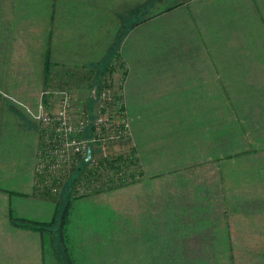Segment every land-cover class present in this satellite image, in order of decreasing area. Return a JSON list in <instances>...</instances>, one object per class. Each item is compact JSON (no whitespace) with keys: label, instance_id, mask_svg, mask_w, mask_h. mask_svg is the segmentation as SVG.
Listing matches in <instances>:
<instances>
[{"label":"crops","instance_id":"crops-1","mask_svg":"<svg viewBox=\"0 0 264 264\" xmlns=\"http://www.w3.org/2000/svg\"><path fill=\"white\" fill-rule=\"evenodd\" d=\"M143 1L142 14V0H0V50L21 34L57 52L67 34L76 53L62 63L93 67L115 48L121 153L140 170L69 200L61 257V203L35 184L36 127L0 107V264H124L126 250L132 264H264V0Z\"/></svg>","mask_w":264,"mask_h":264},{"label":"rangeland","instance_id":"rangeland-1","mask_svg":"<svg viewBox=\"0 0 264 264\" xmlns=\"http://www.w3.org/2000/svg\"><path fill=\"white\" fill-rule=\"evenodd\" d=\"M142 2L137 5H140V11L143 14L150 11L151 4L149 2L144 3L143 0ZM130 5H133V2H126L125 8ZM158 5L162 6L161 3L155 4V6L153 4L151 11ZM138 6L135 4V11H137ZM127 10L124 16H128ZM109 21L111 22L112 20L110 19ZM114 24L116 23L112 25ZM100 32L101 29L98 28L91 35L78 34L80 36L72 35L71 37H77L83 43L85 39L88 41L91 40L90 38L99 40L101 38ZM140 35H136V38L132 41L141 45L138 40ZM49 39L51 42V36ZM60 39L61 43L59 44H55L54 40V44L58 46L57 52H52L51 50L50 52L46 51L50 53L51 61L49 67L46 68V52L44 53L45 50L41 49L40 39L32 35L14 34L12 36L10 47L7 50H0V107L9 105L11 108H14V111L18 110L25 114L24 117L36 127L38 145L41 144V132L43 131L40 127L41 121L39 117L42 116L40 114H43L47 118H53V125H49V129L51 130V128L55 129L59 122L62 121L58 119V112L64 111L65 118L63 120L65 123H63L59 131L52 133L54 135L53 141L60 143V147L58 148L59 152L43 154L46 159L47 155L53 156V159L49 160L50 164L54 165V168H49L50 164H48L45 167V173H40V171L38 173L36 172L37 176L35 178L38 192L50 195L61 203L60 210H56V212L60 213L58 216L59 220H56H58L59 235L62 230L60 251L61 257H63V246L66 245L69 250H72L71 245L68 244L69 233L67 228L69 223V200L78 196H87L102 192L104 191L103 189L107 190L105 187H107L108 182L111 180H114L113 183L116 184L115 188L131 183L135 180V175L140 170L135 156L134 158L132 157L133 155L129 159L117 161V166L114 167L115 170L109 168V165H102L101 169L93 166L94 163L99 162L100 158L114 157L122 154L121 142L124 139H110L108 136L112 126H122L126 122L128 124V132L125 138L130 134V124L127 116L118 112V110L111 111L108 104L105 105V108H102L103 106L100 104L95 92L96 88H98L97 92L99 93L109 85L113 91V95L121 98L123 104V98L116 90L118 83L116 80L118 77L116 76L117 74L114 75L112 72L114 64L110 65L111 61L115 59L113 57L115 55V48L111 53V60L102 61L103 65L97 64V66L90 67L84 64L80 65L83 62L80 61L77 62V65L69 66L67 64L68 60H64L66 65L62 63L61 60L63 59H61V56L72 57L76 53L74 52L75 44L73 45L70 41V36L67 34L61 35ZM69 42L74 47L72 50L68 49ZM80 45L83 44L77 43L78 47ZM76 50L77 54L81 51L79 49ZM100 53L99 51L95 56L100 57L102 55ZM118 67H115L114 71L117 69L121 72V69ZM99 117H102L107 124H112L111 126H105L106 134L103 137L96 134L94 125L92 127L91 125L89 126L91 122H94L93 124H99L95 123ZM65 124L71 127V131L67 134V138L64 139L63 128L66 127ZM97 137L100 138L97 139ZM92 138L96 140L91 141ZM67 139H69L68 142L72 140L81 142L83 144L84 154H74L71 147H65L66 150L62 152V145ZM38 145L36 148V156L39 154ZM88 150L90 151L89 157H87ZM93 169H99L98 182L92 180L97 171L91 175L88 172ZM50 188H55V190ZM129 229L131 230V227H126V230ZM131 251L126 250L125 255L127 254L128 257L124 258V264L133 263ZM65 256H67L66 251ZM111 259L113 260L114 257H111ZM112 260H108L109 264L117 263ZM157 264H162L160 259ZM167 264H170L169 259H167ZM172 264H180V259L173 258Z\"/></svg>","mask_w":264,"mask_h":264},{"label":"built area","instance_id":"built-area-1","mask_svg":"<svg viewBox=\"0 0 264 264\" xmlns=\"http://www.w3.org/2000/svg\"><path fill=\"white\" fill-rule=\"evenodd\" d=\"M97 98L100 101V104H102V108H105V105H109L111 108V111H117L120 113H123L124 115V111L122 110V102L120 99H117L116 96L113 95V91L111 90V88L109 87H105L103 90H101L99 93L96 94ZM120 109V110H119ZM42 116L39 117L40 119V127L41 130L43 129L42 133V138L40 139V143L38 145V150H39V154L38 156H36V172L38 173L40 171V173H45V170L48 164H50V160L49 159H53V156H48L47 155V159L43 156V154H54V153H58L59 152V147H60V143H55L53 141V137L54 135L52 134L54 131H59L61 129V126L63 125L64 122V111H60L58 112V119H61L62 121L59 122V124L55 127V129L51 128V130L49 129L50 126L49 125H53V118H47L44 117L43 114H40ZM94 122H91L89 124V126L91 125V127L94 125V129L96 131L97 135H100V137H103L106 134V125H112V124H107V122H105V120L102 117H99L97 119V122L95 123H99V124H93ZM43 125V126H42ZM66 125V124H65ZM127 127L128 124L126 122H124V124L121 126H112L110 132H109V138L110 139H125L126 135H127ZM47 128V129H46ZM71 131V127L66 125V127L63 128V138H67V134H69V132ZM100 137H97L100 138ZM96 140L95 138H92L91 141ZM69 139L65 140L63 145H62V152H64L66 150L65 147H71L74 154L78 153V154H84L83 151V144L81 142H76L75 140H72L71 142H68ZM42 149V150H41ZM44 154V155H45ZM49 168H54L53 164H50ZM108 183H111L110 181ZM53 187V186H52ZM55 190V188H50Z\"/></svg>","mask_w":264,"mask_h":264},{"label":"trees","instance_id":"trees-1","mask_svg":"<svg viewBox=\"0 0 264 264\" xmlns=\"http://www.w3.org/2000/svg\"><path fill=\"white\" fill-rule=\"evenodd\" d=\"M116 53V52H115ZM50 53H48V52H46V55H45V66H46V68H48L49 67V65H50V55H49ZM108 74V73H107ZM109 75V74H108ZM108 87L110 88V86L108 85ZM97 90H98V88H96L95 89V92H96V94L98 93L97 92ZM117 97V99H120L121 100V98H119L118 96H116ZM121 102H122V100H121ZM130 156H132V154L131 153H129V152H127V153H122V154H120L119 156H114V157H103L102 159L100 158L99 159V162L98 163H94V167L96 168V167H98L99 169H101L102 168V165L103 166H106V165H109V168H113V170H115V168L114 167H116L117 166V161H120V160H124V159H129V157ZM133 158H134V156H132ZM99 169L97 170V169H93V170H91V171H88L89 173H90V175L91 174H93L95 171H97V173L96 174H94V178H92V180L94 181V180H96V182H98L99 180ZM89 175V176H90ZM137 175H139V172H137L136 173V175L135 176H137ZM82 177H83V175H82ZM113 181L114 180H111L110 182L111 183H108V185H107V187H105L106 189H110V188H113V187H115L116 186V184H114L113 183ZM103 190H105V189H103ZM29 223L30 224H34V225H36V226H38V228L40 229V228H42V227H45L46 226V223H36V222H31V221H29Z\"/></svg>","mask_w":264,"mask_h":264},{"label":"water","instance_id":"water-1","mask_svg":"<svg viewBox=\"0 0 264 264\" xmlns=\"http://www.w3.org/2000/svg\"><path fill=\"white\" fill-rule=\"evenodd\" d=\"M89 153H90V151L88 150V154H87V157H89Z\"/></svg>","mask_w":264,"mask_h":264}]
</instances>
